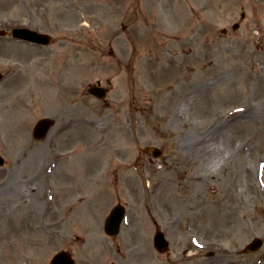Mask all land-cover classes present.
<instances>
[{
  "label": "rangeland",
  "instance_id": "obj_1",
  "mask_svg": "<svg viewBox=\"0 0 264 264\" xmlns=\"http://www.w3.org/2000/svg\"><path fill=\"white\" fill-rule=\"evenodd\" d=\"M13 26L53 41L0 36V264H264V0H0Z\"/></svg>",
  "mask_w": 264,
  "mask_h": 264
},
{
  "label": "water",
  "instance_id": "obj_2",
  "mask_svg": "<svg viewBox=\"0 0 264 264\" xmlns=\"http://www.w3.org/2000/svg\"><path fill=\"white\" fill-rule=\"evenodd\" d=\"M12 34L20 37H25V38L27 37L30 39H35L45 42L48 41V37L45 35L39 36L37 33H33L23 29L20 30L13 29ZM89 91L97 95H101V93L103 92L102 89H98L94 86H91L89 88ZM50 122L51 121L48 119H40L34 127L35 136L36 137L43 136ZM154 155L156 156L157 153H154ZM0 163H2L1 158H0ZM122 216H123V210L121 209V207L119 206L114 207L105 220V224H104L105 232L108 234H116L119 230V224L121 222ZM154 245L160 252H165L168 250V243L163 237V234L159 231H157L154 236ZM260 245H261V240L259 238H255L246 246L245 250H256L259 248ZM51 264H74V263L69 253H67L66 251H59L51 259Z\"/></svg>",
  "mask_w": 264,
  "mask_h": 264
},
{
  "label": "bare ground",
  "instance_id": "obj_3",
  "mask_svg": "<svg viewBox=\"0 0 264 264\" xmlns=\"http://www.w3.org/2000/svg\"><path fill=\"white\" fill-rule=\"evenodd\" d=\"M17 74H19V73H17ZM215 162H216V160L211 161L210 162V166H214ZM209 168L210 167H208V169ZM3 218H4V212H3V209H1V207H0V234H1L2 229H3V223H4L3 220H2ZM1 237H2V235H0V243H1V239H2ZM0 250H1V245H0Z\"/></svg>",
  "mask_w": 264,
  "mask_h": 264
},
{
  "label": "flooded vegetation",
  "instance_id": "obj_4",
  "mask_svg": "<svg viewBox=\"0 0 264 264\" xmlns=\"http://www.w3.org/2000/svg\"><path fill=\"white\" fill-rule=\"evenodd\" d=\"M109 127H110V121L109 120H106V123L101 125L102 130H107V129H109Z\"/></svg>",
  "mask_w": 264,
  "mask_h": 264
}]
</instances>
